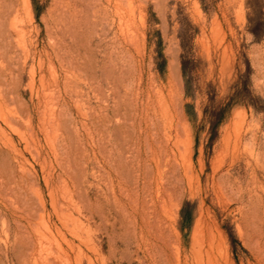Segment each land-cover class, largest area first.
Listing matches in <instances>:
<instances>
[{
    "label": "rangeland",
    "instance_id": "1",
    "mask_svg": "<svg viewBox=\"0 0 264 264\" xmlns=\"http://www.w3.org/2000/svg\"><path fill=\"white\" fill-rule=\"evenodd\" d=\"M0 264H264V0H0Z\"/></svg>",
    "mask_w": 264,
    "mask_h": 264
},
{
    "label": "bare ground",
    "instance_id": "2",
    "mask_svg": "<svg viewBox=\"0 0 264 264\" xmlns=\"http://www.w3.org/2000/svg\"><path fill=\"white\" fill-rule=\"evenodd\" d=\"M159 105V104H158ZM165 107V106H164ZM169 113V112H168Z\"/></svg>",
    "mask_w": 264,
    "mask_h": 264
}]
</instances>
